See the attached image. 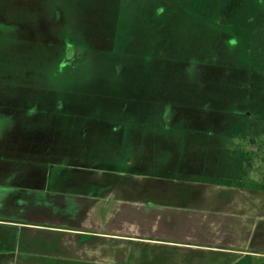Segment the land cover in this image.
<instances>
[{
	"label": "rangeland",
	"instance_id": "rangeland-1",
	"mask_svg": "<svg viewBox=\"0 0 264 264\" xmlns=\"http://www.w3.org/2000/svg\"><path fill=\"white\" fill-rule=\"evenodd\" d=\"M0 117V178L16 183L38 181L49 149L72 161L127 137L166 142L153 173L264 182V0H0ZM192 139L213 142L208 169L166 148Z\"/></svg>",
	"mask_w": 264,
	"mask_h": 264
},
{
	"label": "crops",
	"instance_id": "crops-1",
	"mask_svg": "<svg viewBox=\"0 0 264 264\" xmlns=\"http://www.w3.org/2000/svg\"><path fill=\"white\" fill-rule=\"evenodd\" d=\"M68 48L64 63H79ZM162 141L104 143L108 169L98 165L103 142L72 148V161L52 148L37 159L47 166L33 185L1 177L0 264H264L262 177L153 173L142 165L160 158ZM213 146L166 148L197 154L208 169Z\"/></svg>",
	"mask_w": 264,
	"mask_h": 264
},
{
	"label": "trees",
	"instance_id": "trees-1",
	"mask_svg": "<svg viewBox=\"0 0 264 264\" xmlns=\"http://www.w3.org/2000/svg\"><path fill=\"white\" fill-rule=\"evenodd\" d=\"M263 186H264V184H263ZM264 188V187H263Z\"/></svg>",
	"mask_w": 264,
	"mask_h": 264
},
{
	"label": "flooded vegetation",
	"instance_id": "flooded-vegetation-1",
	"mask_svg": "<svg viewBox=\"0 0 264 264\" xmlns=\"http://www.w3.org/2000/svg\"><path fill=\"white\" fill-rule=\"evenodd\" d=\"M67 53H68V51H67Z\"/></svg>",
	"mask_w": 264,
	"mask_h": 264
}]
</instances>
